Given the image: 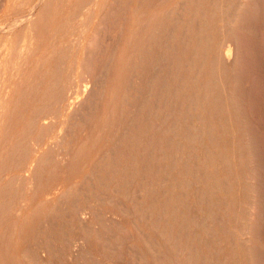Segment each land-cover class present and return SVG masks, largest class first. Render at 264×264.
Returning <instances> with one entry per match:
<instances>
[{"label": "bare ground", "instance_id": "bare-ground-1", "mask_svg": "<svg viewBox=\"0 0 264 264\" xmlns=\"http://www.w3.org/2000/svg\"><path fill=\"white\" fill-rule=\"evenodd\" d=\"M27 1L29 2V0H25V2ZM169 1L130 0V2H127L130 3L129 15L126 16L128 18L127 28L123 27L125 33L121 46H117L119 47L118 51L114 53L117 54V57L116 62L113 60L115 62L113 70L112 46H110V43L109 45L106 44L108 41L105 42L108 45L107 54L104 55L106 59L100 61L103 63L96 65L95 62H92L94 61L92 60L93 56L96 54L93 53L94 50L99 51L98 48H100L96 47L97 42L101 43L99 41L100 31L103 30L101 27L112 22V0H34L32 11L21 16L22 20L18 17L22 22L20 33L17 34L18 37L7 38H11L12 43L19 39L21 44L19 47L22 50L19 55L20 58L18 60L15 54L14 57L10 54L11 58L9 59H12V62L13 60L17 61V66L15 65L16 67L14 66L12 70L2 68L3 73L10 76V78L7 76V79L4 77V79H0L4 80L3 82L0 81L2 85L5 84L2 86L3 88L0 87V264H54L57 261H55V257L58 254H62V256L66 254L67 264L84 263L81 258H84L86 254L87 256L89 254L88 259H85L87 264H112V259L107 255L105 258L100 259L95 256L98 253L95 220L99 211L95 199V193L98 191L95 192V190L102 186L112 188V133H116V129L112 132L114 128L112 126L114 125L112 124L113 115L115 113L119 114V110L124 105L127 97L125 87L129 86L132 91L134 88L137 90L139 88L136 82L137 79L140 80L139 83H142L143 80L146 81L144 76L148 75L145 74L148 68L147 63L153 64L155 77L153 74H149L153 75L154 79L152 88L157 89L161 86L163 77L160 78L161 68L159 69V64L162 59L163 47L168 43L165 36L167 31L163 30L170 28L169 23L172 24L175 21L176 7H186L191 13L186 17L184 15L183 24H178L176 29L174 28L175 35L171 38V47L175 43L186 44L185 41L194 43L197 33L191 24L196 17L195 7L197 11L198 5H204L205 2V0H179L176 4H172L175 8L171 11ZM240 1L243 2L244 0ZM31 2L32 0L30 4L25 3V5L31 6L33 4ZM196 4L198 5L195 6ZM188 10L186 12L189 13ZM230 19L233 20V18ZM221 20L220 18V22H222ZM227 20L224 18V21ZM187 21L189 27L187 26V29H185L183 25H187ZM222 24L225 27L227 26V23L226 25L225 23ZM225 27H222L223 30L221 29L224 31L223 33H225ZM107 28L105 26L104 30L106 32H108ZM7 30L8 28L0 32V48L6 40L1 34H9L12 31L10 28ZM109 37L111 38V36ZM110 38L107 37V39ZM200 38L202 37L200 36L198 39ZM225 39L223 42L221 41L220 45L210 44V39L207 38L200 40L198 50L201 52H198L196 57L205 56L211 68H204L199 71L196 67L190 70L185 69L186 65L191 67V64L186 55H182L187 63L180 61L177 66L178 68L181 67V70L185 73L183 77H185L181 82L182 87L179 86V88L175 80L169 82L171 102L174 100L175 95L177 98L175 103L179 101L183 103L193 102L203 95L211 101L228 102L229 93L222 72L224 70L230 72L235 61H237L238 48L235 43H232V38H230V41ZM5 45L7 46L8 43L4 44V47ZM12 45L14 46V44ZM103 46L106 47L104 44ZM109 46L111 48H108ZM18 48L16 49L18 50ZM104 49H102V52L105 51ZM17 52L16 54L19 53ZM102 52L99 53L103 55ZM2 53L8 55L7 50ZM10 53L13 52L10 51ZM148 53H151V58H149V55L147 56ZM188 53L190 55V52ZM4 54L3 57H5ZM0 57H2V54ZM96 57H94L95 60ZM108 58H110L109 62ZM2 59L4 62L0 60L2 61V64H0L3 66L5 60L7 61V56ZM192 59L194 58L192 57ZM195 64L193 65L195 66ZM8 65H11V61L8 62ZM106 65H108V70ZM103 69H106L107 74L105 79L102 77L103 80L97 78V80L103 82L100 84L99 81L95 80V77L98 76L97 73H100V71L101 73L104 72ZM149 69L147 70L149 71ZM150 72L152 73V71ZM203 75L205 77L199 78ZM100 76H103V74H99ZM15 79L16 81H14ZM143 84H139L140 89H144V86H146H143ZM99 85L101 89L98 88ZM212 86L216 87V90L221 88V91L218 90L217 94L214 92L215 94L210 97L211 93L209 91L211 90L209 89H212ZM142 94L144 93L141 92ZM145 95L144 99H141V103H139L140 100L136 101L138 98H135L139 97L136 95L131 100L132 104L130 101L132 106L129 111L131 114L133 113L132 108L142 112L145 106L148 105L149 101L145 98ZM153 97L157 98L158 96L153 95ZM159 99L161 100L160 95ZM159 108L156 113H159ZM226 108L228 109V107ZM202 109L206 111L205 106ZM205 111H203L204 114ZM227 113L229 114V112ZM204 114L202 113L201 116ZM79 116L82 117L79 118ZM198 117L196 118L198 119ZM228 117L232 118L231 112ZM116 118L118 120V116ZM210 118L211 115H209ZM202 119H204L202 120L204 122L205 118ZM113 120L116 119L113 118ZM188 121L184 125L189 123ZM163 122L165 121L163 120ZM175 122H178V119ZM155 125L157 124L155 123ZM232 126L233 124H231ZM117 127L120 130V126ZM204 128L206 127L204 126ZM185 137L188 136L185 134ZM190 138H185V140L189 139L187 141L191 142L193 139L190 140ZM209 138L212 141L211 137ZM230 138L233 139L234 137ZM97 172L102 173V178L99 177ZM96 174L99 177H96L97 179L95 178ZM102 189L104 188L102 187ZM154 194L156 197L154 202H156L162 193L156 188ZM100 197L98 199H101ZM103 197L106 198L105 203L107 202V205L109 203L111 206L112 194L106 193ZM161 203L159 200L155 204L153 203L151 208H155L154 212L158 214L157 218L163 213L160 207ZM159 210L162 212L159 213ZM107 212L106 218L108 221H112V218L117 220L114 214L112 216V210H107ZM169 212V219L175 217L173 208ZM67 225H70L69 234ZM42 226L45 227L41 234ZM191 236L192 232L188 229L184 236L187 244H182L184 247H181L184 249L185 264L191 263Z\"/></svg>", "mask_w": 264, "mask_h": 264}, {"label": "rangeland", "instance_id": "rangeland-1", "mask_svg": "<svg viewBox=\"0 0 264 264\" xmlns=\"http://www.w3.org/2000/svg\"><path fill=\"white\" fill-rule=\"evenodd\" d=\"M23 1L25 2V0H0V32L7 28L12 30L9 34H1L6 40L0 48L2 50L0 60L5 59L7 56V61L5 60L3 66L1 65L2 61H0V79L3 77L7 79L8 76L3 73V69L12 70L15 65L17 66V61L13 60L12 62V59H9L11 58L10 54L13 57L16 55L18 60L20 58L19 55L22 50L19 47L21 45L19 39L12 43L11 38L18 37L22 27L21 16L29 14L34 5V0L31 2L33 3L32 7L27 5L30 4L31 0L25 2L26 5ZM178 1H169L171 11L175 8L172 4H176ZM127 2H130V0H112V22L101 27L103 30L105 26L108 27V32L105 30L100 31L99 41L101 43L97 42L99 46L96 47L100 48H98L99 51L95 49L93 52L97 54L92 59L94 60L92 62H95L96 65H101L103 62L100 61L106 59L104 55L107 54L106 49L110 43V46H112V70L114 68L117 57V54L114 53L121 46L127 28L128 18L126 16L129 15L128 9L130 7V3ZM199 5L198 12L195 7L197 14L195 13V20L193 19L191 24L197 33L194 43L185 41L186 44L175 43L174 46H170L172 43L171 38L175 35L174 30L178 24H183L184 15L186 17L191 13L186 7H176L175 21L172 24L169 23L170 28L174 25L173 29L171 28V30L168 27V29L163 30L167 31L165 36L168 43L163 47L162 59L159 64V69L161 68L160 78L163 77L161 86L157 89L152 88L154 83L153 64L147 63L148 68L145 67L150 69L149 71L146 69L147 73L145 72V74H148L144 76L146 81L143 80L142 83H139L140 80L137 79L136 82L139 88L137 90L134 88L133 91L136 90L135 92L129 86H126L125 91L127 93L125 92V94L127 97L124 105L119 110L120 113L116 114L114 112V115L112 113L113 118L116 119L113 120L112 118V124H114L112 125L114 126L112 132L116 129V133H112V188L102 186L105 190L102 187L95 190V192L98 191L95 193V199L99 211L96 220L94 219L97 229L98 251L95 256L100 259L105 258L107 255L112 259V264H185L184 249L181 247L187 244L184 236L188 229L192 232L190 239L192 258L190 264H264V0H244L243 2L240 0H205L204 5ZM187 10L189 13L186 12ZM203 13L205 14L203 15ZM234 17L236 18L234 19ZM220 18L222 22H220ZM224 18L226 20L229 18V20L224 21ZM230 18H233V20ZM206 20L208 21L205 22ZM205 23L210 26L208 24L206 26ZM222 23H225V25L227 23V28ZM186 24L183 25L185 29H187L188 21ZM221 25L225 27V33L222 31ZM124 26L125 29H123ZM235 34L237 35L235 36ZM106 36L108 38L111 36V38L107 39ZM200 36L210 39V44L217 45H220L225 38L229 41L232 38V43H235L238 48L234 68L232 67L230 72L227 70L222 72L229 93L228 102L211 101L204 95L193 102H184L185 104L182 101L175 103V99H177L175 95L174 100L171 102L169 82L175 80L179 88V86L182 87L181 82L185 77H183L185 73L181 70V67L178 68L177 66L180 61L187 63L182 55H186L191 64V67L186 65L185 69L190 70L196 67L199 71L204 68H211L205 56L196 57V54L201 52L198 50L202 39H198ZM7 37H11V40ZM7 39L10 41L8 42ZM7 43L8 45L4 47V44ZM9 44H14L15 47L12 45L11 48ZM110 46L108 48H111ZM102 49L105 51L102 52ZM6 50L10 57L4 54L5 52L2 53ZM9 50L13 53H10ZM99 52H102L103 55ZM188 52H190V55ZM3 54L5 57H3ZM148 55L151 58V53H148ZM94 57H96V60ZM107 60L109 62L110 58ZM10 61L11 65H8ZM106 66L108 70V65ZM105 70L103 69L104 72L102 73L101 71L97 73L96 81H99L97 78L101 80L103 77L105 79L107 74ZM99 74H103V76L99 77ZM8 77L10 78V76ZM203 77L205 75L199 78ZM0 81L3 82L4 80ZM18 81L19 79L17 84ZM99 83L102 84L103 82L99 81ZM139 84L146 85L144 86L145 90L140 89ZM3 85L1 83L0 87ZM98 88L101 89V86L99 85ZM212 89H209L212 91H209L211 93L210 97L215 93L217 94L218 90L221 91V88L216 90L217 88H214V86H212ZM141 92L144 94L141 95ZM158 94L161 96V100ZM135 95L141 96V98ZM144 95L149 102L142 111L143 114L136 111L135 108H132L133 113L131 114L129 111L132 106L130 101L136 97L135 99L138 98L136 101L140 100L139 103H141ZM153 95L158 97L155 98ZM208 102L209 104H207ZM203 106L206 107V111L202 109ZM158 108L160 111L158 110L159 113H156ZM192 110L194 111L192 112ZM203 111H205V114ZM227 112L232 113V118L228 117ZM202 113L203 116H201ZM207 114L211 115L210 119ZM197 116H199L198 119ZM200 117L205 118L206 123ZM177 119L178 122H175ZM187 120H189V123L184 125ZM118 121L122 122L119 123ZM231 124H233L232 127ZM117 126H120V130ZM204 126L208 127V130ZM185 134L188 137H185ZM185 138L193 140L190 142L187 141L189 139L185 140ZM164 139L166 140L164 141ZM97 174L99 177L102 176V173L97 172ZM97 174L95 178H99ZM156 188L162 193L161 199H158L162 202L160 207L163 213L158 218V214L154 212L155 208L151 209L153 203L159 201L157 199L154 202L156 200L154 194ZM106 193L112 194L111 206L104 201L106 198L103 196ZM99 197L101 199H98ZM172 208L175 211V217L169 219V210L172 211ZM107 210H112V216L114 214L117 220L112 218V221H108L106 218L108 215ZM162 211L159 210V213ZM44 227L42 226L41 231L44 230ZM67 227L69 234L70 225H67ZM65 255L63 254L66 259L62 254H58L55 257V261H57H54V264H67L68 259ZM88 257L89 254L88 256L86 254L84 258L82 257L84 263L81 264H87ZM61 260L63 261L61 262Z\"/></svg>", "mask_w": 264, "mask_h": 264}]
</instances>
